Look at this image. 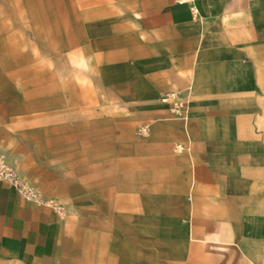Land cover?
Listing matches in <instances>:
<instances>
[{
	"label": "crops",
	"instance_id": "crops-1",
	"mask_svg": "<svg viewBox=\"0 0 264 264\" xmlns=\"http://www.w3.org/2000/svg\"><path fill=\"white\" fill-rule=\"evenodd\" d=\"M195 5L35 0L2 25L0 152L48 203L0 179V264L264 263V0Z\"/></svg>",
	"mask_w": 264,
	"mask_h": 264
},
{
	"label": "built area",
	"instance_id": "built-area-1",
	"mask_svg": "<svg viewBox=\"0 0 264 264\" xmlns=\"http://www.w3.org/2000/svg\"><path fill=\"white\" fill-rule=\"evenodd\" d=\"M174 2L179 5L189 6L193 15H197L195 0H174ZM161 100L171 104L170 109L175 117L184 118L186 116L188 102L179 92L164 93L161 96ZM148 130L149 127L147 124H143L138 128V132L142 135H146ZM0 179L6 180L25 200L29 202L36 205H45L48 203L43 192L31 181L22 176V174L8 162L6 156L1 152Z\"/></svg>",
	"mask_w": 264,
	"mask_h": 264
},
{
	"label": "rangeland",
	"instance_id": "rangeland-1",
	"mask_svg": "<svg viewBox=\"0 0 264 264\" xmlns=\"http://www.w3.org/2000/svg\"><path fill=\"white\" fill-rule=\"evenodd\" d=\"M34 2L35 0H0V30L2 25L6 24L13 35L17 33L20 20L26 21L27 24L32 22ZM65 79L63 76V81H66Z\"/></svg>",
	"mask_w": 264,
	"mask_h": 264
}]
</instances>
